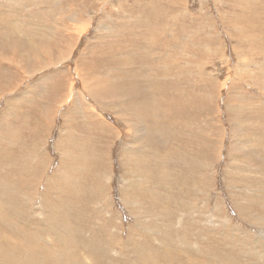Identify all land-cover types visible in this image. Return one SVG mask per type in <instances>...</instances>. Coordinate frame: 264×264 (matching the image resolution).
I'll use <instances>...</instances> for the list:
<instances>
[{
  "label": "rangeland",
  "instance_id": "obj_1",
  "mask_svg": "<svg viewBox=\"0 0 264 264\" xmlns=\"http://www.w3.org/2000/svg\"><path fill=\"white\" fill-rule=\"evenodd\" d=\"M0 264H264V0H0Z\"/></svg>",
  "mask_w": 264,
  "mask_h": 264
},
{
  "label": "bare ground",
  "instance_id": "obj_2",
  "mask_svg": "<svg viewBox=\"0 0 264 264\" xmlns=\"http://www.w3.org/2000/svg\"><path fill=\"white\" fill-rule=\"evenodd\" d=\"M258 25V24H257ZM232 155V154H231ZM124 165V164H123ZM232 165V164H231ZM78 172V171H77ZM132 180V179H131ZM127 191V190H126ZM134 192V191H133ZM195 192V191H194ZM163 206V205H162ZM30 214V213H29ZM6 220V219H5ZM49 222V221H48ZM15 223V222H14ZM79 224V223H78ZM49 226V225H48ZM9 227V226H8ZM199 233V232H198ZM22 241V240H21ZM20 243V242H19ZM33 246V245H32ZM33 248V247H32ZM36 248V247H34ZM2 251V250H1ZM87 253V252H86Z\"/></svg>",
  "mask_w": 264,
  "mask_h": 264
}]
</instances>
